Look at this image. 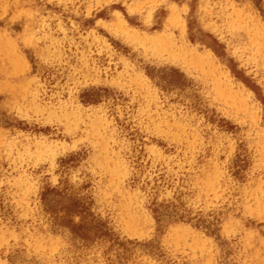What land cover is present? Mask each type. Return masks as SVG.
Instances as JSON below:
<instances>
[{
	"label": "rangeland",
	"instance_id": "rangeland-1",
	"mask_svg": "<svg viewBox=\"0 0 264 264\" xmlns=\"http://www.w3.org/2000/svg\"><path fill=\"white\" fill-rule=\"evenodd\" d=\"M27 1L0 236L41 232L61 202L91 214L95 246L44 250L43 264H249L242 247L264 236V213L247 210L256 187L264 203V0ZM33 242L1 240L0 263L42 264Z\"/></svg>",
	"mask_w": 264,
	"mask_h": 264
},
{
	"label": "bare ground",
	"instance_id": "bare-ground-1",
	"mask_svg": "<svg viewBox=\"0 0 264 264\" xmlns=\"http://www.w3.org/2000/svg\"><path fill=\"white\" fill-rule=\"evenodd\" d=\"M29 20L30 14L27 0H0V148L4 143L5 129L3 125L9 121V114L11 110H13L11 104L18 94L22 78L29 69L27 64V52L24 49L25 46L28 45L31 47L34 46L31 30L24 25V23ZM214 181L213 178H207L205 181V188L209 190ZM27 196L28 194L25 193L22 199L23 203H26ZM254 196L255 206H247V210L251 215L260 216V214L264 213V203L260 198L257 187L254 191ZM60 203H56L53 210L47 211L46 222L40 224L41 232H36L33 235H30L27 229H22L19 235L8 232L6 235L0 236V241L5 238H17L25 243L34 241L33 249L39 253L42 264V260H44L42 256L44 250L50 251V253L54 255L53 253L55 252V254H57L61 246L65 253L70 254L73 251L79 253L84 252L90 245L95 246V242L91 236V214H81L76 210L71 211V208L65 209ZM68 211L74 213V216L65 218ZM222 218L224 224H234L233 227L235 229L239 230L246 228L241 218L230 213H226ZM141 221L143 220L136 216H132V218L126 222V229L131 231L135 226L142 225ZM54 227H59L61 229L62 234L60 236L54 233ZM173 231L174 230L171 232ZM83 232H87L88 235L83 234ZM43 236H48L49 241H51L47 246L48 249H45L46 246H43L40 242ZM176 236H178L179 241H182L180 236H184V233L177 232ZM59 238L61 240H58ZM86 238L90 240L88 244H86L87 241H84ZM192 242L193 246H190L194 247L198 245L199 240L194 239ZM242 248L245 257L249 260V264H256L254 263L255 260H264V236H259V248L257 250L250 247L248 238ZM222 251L223 248H219L215 252L208 254L207 259L210 263H213ZM18 264L28 263L21 260L18 261ZM46 264H55L54 258L51 257ZM123 264L132 263L125 258Z\"/></svg>",
	"mask_w": 264,
	"mask_h": 264
}]
</instances>
